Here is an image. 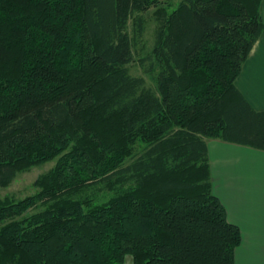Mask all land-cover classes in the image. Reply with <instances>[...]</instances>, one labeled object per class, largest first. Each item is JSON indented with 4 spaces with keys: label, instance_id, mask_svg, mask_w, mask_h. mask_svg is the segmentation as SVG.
Instances as JSON below:
<instances>
[{
    "label": "trees",
    "instance_id": "16d2710c",
    "mask_svg": "<svg viewBox=\"0 0 264 264\" xmlns=\"http://www.w3.org/2000/svg\"><path fill=\"white\" fill-rule=\"evenodd\" d=\"M170 1L0 0V188L56 161L0 200V264H234L206 141L264 151L235 87L261 0Z\"/></svg>",
    "mask_w": 264,
    "mask_h": 264
},
{
    "label": "crops",
    "instance_id": "0c3cea01",
    "mask_svg": "<svg viewBox=\"0 0 264 264\" xmlns=\"http://www.w3.org/2000/svg\"><path fill=\"white\" fill-rule=\"evenodd\" d=\"M260 15L264 23V0ZM235 87L251 108L264 111V31L254 44ZM211 190L228 223L241 233L234 264H264V151L207 140Z\"/></svg>",
    "mask_w": 264,
    "mask_h": 264
},
{
    "label": "rangeland",
    "instance_id": "374dc122",
    "mask_svg": "<svg viewBox=\"0 0 264 264\" xmlns=\"http://www.w3.org/2000/svg\"><path fill=\"white\" fill-rule=\"evenodd\" d=\"M160 2H171L170 0H159ZM173 1V0H172ZM179 0H174V3H177ZM153 9L149 10V13H152ZM150 16V15H149ZM145 26V34H144V42L140 46L144 49H150L152 43V30L154 27V23L151 17H147ZM130 29V23H129ZM129 73L134 77H143L146 81V85L148 87L154 86L153 76L152 75H144L139 69L138 65L132 64L129 66ZM55 160L44 163L42 165L33 167L26 172L20 173L16 176L13 182L7 186L0 188V200L4 198H11L13 200H20L27 196L33 195L36 191L33 188V183L37 178L49 172L55 165ZM124 264H132L131 256H127L125 258Z\"/></svg>",
    "mask_w": 264,
    "mask_h": 264
}]
</instances>
